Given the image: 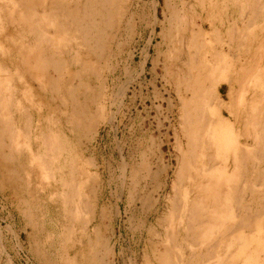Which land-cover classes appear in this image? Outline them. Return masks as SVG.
Segmentation results:
<instances>
[{"label": "rangeland", "instance_id": "rangeland-1", "mask_svg": "<svg viewBox=\"0 0 264 264\" xmlns=\"http://www.w3.org/2000/svg\"><path fill=\"white\" fill-rule=\"evenodd\" d=\"M42 1L0 0L11 11L0 13V24L10 18L25 23L0 28V69L8 72V82L15 85L21 106L16 115L21 143L9 159L0 157V264H65L66 256L75 264H95L102 256L107 264H159L164 244H171L162 233L172 197L171 182L187 153L179 96L186 101L190 98L189 92L184 94L178 50L171 37L180 36L184 20L196 22L206 16L199 14L200 3L206 0H112L101 9L103 20L99 15L91 18V10L87 16L85 0ZM213 2L214 12L208 17L231 16L229 22L236 18L239 26L251 21V28L259 31L264 43V9L255 11L251 0ZM76 3L78 30L86 27L96 35L92 41L102 44V49L94 47L96 53L87 55L60 31L67 26L69 10ZM227 5L234 13L225 14ZM54 12L59 19L53 18ZM16 27L21 29L20 35ZM3 36L8 37L7 42ZM211 40L216 42L215 36ZM17 48L25 56L34 54L37 64L19 61ZM77 59L87 61L92 69L81 71ZM46 61L50 65L44 68ZM48 80L57 84V90L50 89ZM69 86L76 89L74 98L66 96ZM216 93L231 111L241 104L237 85L231 88L222 83ZM63 96L67 97L65 105L60 102ZM98 104L112 118L87 133L84 125ZM222 114L226 119L224 109ZM53 134L59 135L62 145L65 141L61 158L45 149L46 136ZM225 163L218 162L222 167ZM195 170L193 163L185 181L188 191L195 188ZM60 175L67 182L65 191H75L69 204L76 215L72 221L66 219L61 202ZM250 195L247 191V202ZM261 196L264 199V192ZM82 203L89 220L84 226L76 222ZM68 227L72 228L69 234ZM242 235L248 246L243 255L251 258L246 264H264V212ZM231 239L234 247L244 242L236 233ZM70 240L75 247L70 248ZM175 241L182 246L178 250L184 252V258H191L182 238ZM237 264H243V258Z\"/></svg>", "mask_w": 264, "mask_h": 264}, {"label": "bare ground", "instance_id": "bare-ground-1", "mask_svg": "<svg viewBox=\"0 0 264 264\" xmlns=\"http://www.w3.org/2000/svg\"><path fill=\"white\" fill-rule=\"evenodd\" d=\"M110 2L112 0H85L84 10L87 11L88 17V10H91L90 12L93 14L91 18L99 15L103 20L106 17L101 14V9ZM251 2L255 11L264 9V0H251ZM214 3L213 0L200 3L199 14H206V16L196 22H185L182 19L184 21L182 26L180 25L183 27L180 36L171 37L174 48L178 50L176 59L179 57L177 65L184 80V94L189 92L190 98L186 101L185 96L178 95L182 104V136L186 143L187 153L184 152L186 160L184 159L185 161L178 164L171 182L172 197L169 202L168 214L164 218L165 226L162 232L171 244L169 241V245L164 244V250L158 260L159 264H237L241 263L242 258L243 264H246L249 257L243 254L248 246L245 235L242 234L250 224L254 225L256 218L264 212V199L261 196V192H264V168L262 167L264 161V43L259 40V31H254L251 28V21L239 26L236 18L229 22L231 16L224 15L219 20L208 17L213 11ZM77 5L78 3L69 10L70 20L65 28H60V31H64L70 41L76 43L83 52L90 55L96 53L94 47L99 49L103 47L97 39L95 42L92 41L96 35L93 37V33L86 27H80L78 30L80 18L77 13ZM234 5L236 4L234 3ZM230 6L227 5L225 8V14H229V10L233 12ZM32 7L37 6L33 4ZM233 7L236 11V6ZM17 8H19L18 3ZM8 10L5 5H0V13ZM9 13L11 11L7 12V14ZM52 15H54V19H59L56 12ZM13 23H17L19 27L25 25L21 18L15 20L10 18L7 23L0 24V28ZM96 26L95 28H97ZM74 28L75 31H73ZM15 32L20 35L21 29L16 27ZM213 36H215L216 42L211 40ZM224 37L227 38V41L224 40ZM3 38L7 42L8 37L3 36ZM91 41L93 43H90ZM51 44L53 43L51 42ZM16 53L19 61H26L27 64L33 66L37 64L34 54L31 56L30 53L25 56V51L21 48H17ZM46 62L43 63L44 68L50 65L49 61ZM77 62H80L81 71L88 72L92 69L87 61L78 60ZM36 67L35 69H37ZM8 76V72L0 69V157L4 160L9 159L21 143L20 127H16V115L21 113V106L17 101L15 85L8 82ZM225 82L231 88L232 85L238 87L241 104L234 103L237 106L234 111H231L227 104L217 98L216 92ZM48 84L50 89L54 90L57 87L54 81L48 80ZM75 91L76 89L69 86L66 96L74 98ZM66 96L60 98L62 105L66 103ZM104 109L105 107L98 104L95 114L84 125L87 133L94 131L100 122L111 120L112 117L106 114ZM223 109L226 112V119L222 116ZM62 115L67 117L64 111ZM71 115L70 117H72ZM27 125L29 126L28 123ZM26 128L28 130V127ZM239 128L241 129L238 131ZM27 130L25 133L28 132ZM63 142L65 143V141ZM64 143L62 145L58 134H53L46 136L44 144L47 151L60 157L65 150ZM220 161H226L223 167L218 164ZM193 163H196V177H194L197 181L195 188L188 191L185 188V181L190 177L191 164ZM131 179L134 180L133 174ZM59 182V187L62 189L60 198L66 219L72 221L76 215H72L74 214L73 206L69 207V204L75 197V191H65L64 187L67 186V182L62 176ZM70 185L73 187V183ZM247 191L251 192L249 202L246 201L245 196ZM143 202L145 201L143 200ZM82 204L81 215H83L78 216L76 222L84 226L89 220L87 221L86 205ZM67 229V234H69L72 228L68 227ZM234 233L240 234L244 239L243 243L240 242L235 247L231 239ZM179 236L190 249L191 258L185 257V259L184 252L181 253L182 250H178L181 245L174 243ZM162 241L165 242V240ZM74 245L75 242L70 240V248L75 247ZM64 260L65 264H75L73 258L66 256ZM95 264H107V262L102 256Z\"/></svg>", "mask_w": 264, "mask_h": 264}]
</instances>
